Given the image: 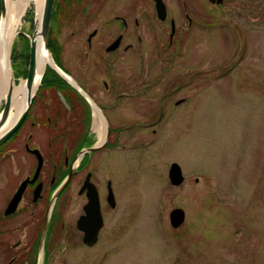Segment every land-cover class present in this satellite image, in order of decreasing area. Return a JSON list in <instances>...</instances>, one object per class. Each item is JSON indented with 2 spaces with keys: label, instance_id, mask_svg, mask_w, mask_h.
<instances>
[{
  "label": "rangeland",
  "instance_id": "374dc122",
  "mask_svg": "<svg viewBox=\"0 0 264 264\" xmlns=\"http://www.w3.org/2000/svg\"><path fill=\"white\" fill-rule=\"evenodd\" d=\"M197 5L192 0L194 9ZM213 10L215 18L200 4L204 23L172 62L152 52L137 55L136 88L119 91L136 97L121 99L117 110L101 106L108 124L121 129L110 132L111 147L90 156L88 170L104 194L111 183L115 207L103 201L104 225L94 246L74 244L61 251L62 241L52 258L38 264H264V0H224ZM35 17L31 5L14 40L16 80L25 78L23 56L29 55ZM66 34L57 36L62 55L71 49ZM139 59L155 62L149 66ZM66 64V74L96 105L102 97L112 100L103 96L105 77L98 66L87 75L77 61ZM115 65V76L126 85L133 70L129 54L118 55ZM43 94L53 93L44 90L37 99ZM91 123L88 135L98 144ZM34 133L46 151L48 135ZM173 162L184 176L178 186L168 178ZM83 177L84 172L73 179L64 222L79 212L76 190ZM176 207L185 219L173 228L169 212Z\"/></svg>",
  "mask_w": 264,
  "mask_h": 264
},
{
  "label": "flooded vegetation",
  "instance_id": "af4514ba",
  "mask_svg": "<svg viewBox=\"0 0 264 264\" xmlns=\"http://www.w3.org/2000/svg\"><path fill=\"white\" fill-rule=\"evenodd\" d=\"M197 1L198 5L194 9L191 6L192 0H54L49 36L60 45L59 66L63 70L67 67L66 63L77 61L81 72L87 75L92 68L98 66L105 77L100 79L104 89L103 96L107 94L112 100L104 102L102 97L99 107L92 101V95L88 93L90 97L86 94L101 113V106L117 110L121 99L136 97V92L119 91L136 88L135 67L138 54L152 52L155 56L166 55L163 60L170 63L174 53H179L192 40L195 30L204 23L201 18L205 16V11L200 12V4L215 18L213 9L219 4L210 0ZM64 32L67 33L65 41L71 42V49L62 55V43L57 36ZM127 53L133 70L129 81L124 85L115 76L118 67L115 64L118 55ZM139 62H146L151 66L155 61L139 59ZM84 85L87 87L86 83ZM116 91L119 93H115ZM38 96L39 93L36 92L30 110L18 129L0 144V235L4 236V243L0 244V248L3 247L4 264H38L40 258H44L46 263L55 255L62 241L64 246L61 251L74 244L92 247L98 242L104 219L93 245H87L83 241L86 227L91 230L93 226L85 219L79 222L86 216L88 196L87 189H82V186L88 174L89 180L96 186L102 218L104 200L110 208L115 207H111L108 202L110 182L107 181V192L104 194L92 180L93 173L88 170L90 156L111 147L109 140L106 139L103 147L86 153L82 158L78 157V153L84 147L74 151L71 146H67L63 154L60 151V142L66 132H71V137L75 139L76 134L73 133L85 129L87 114L88 130H91L94 108L82 95L83 100L70 94L74 107L67 103L61 93L47 94L42 99H37ZM181 102L180 99L174 101L176 105ZM104 120L109 132L107 138L110 132L120 131L119 126L112 128L105 118ZM26 127L28 131L24 133ZM35 129L48 135L46 151L37 145ZM35 150L41 155L38 171L39 157ZM70 169L71 177L52 201ZM82 172L84 177L76 190L77 197L82 200L79 212L74 217L71 214L70 221L64 222L60 219L62 211L65 208L67 210L73 200V179ZM110 188L112 190L111 183ZM112 193L115 203L113 190Z\"/></svg>",
  "mask_w": 264,
  "mask_h": 264
},
{
  "label": "water",
  "instance_id": "95a60500",
  "mask_svg": "<svg viewBox=\"0 0 264 264\" xmlns=\"http://www.w3.org/2000/svg\"><path fill=\"white\" fill-rule=\"evenodd\" d=\"M53 1L54 0H44L42 11H41V18L40 23H38L37 16L34 18L33 21V31L32 36L29 40V59H28V65H27V74H26V86L29 90H31L34 80L36 78L37 74V65H36V36L39 35L42 40L43 48L46 49L48 52V40H49V33H50V23H51V15L53 10ZM212 3L215 4H222L223 0H210ZM4 16V0H0V22L2 17ZM235 28L238 30L240 36L243 38V33L237 25H235ZM50 54V52H49ZM51 55V54H50ZM52 59V57H51ZM53 65L48 64L51 68L55 69L56 72L64 78L69 84H71L84 98L87 99V101L91 104L92 108H94L93 103L87 96L86 92L75 82L73 78H71L68 74H66L64 71H62L57 64L52 59ZM45 70V69H44ZM44 73V71H43ZM42 73V75H43ZM40 85V83H39ZM38 85V86H39ZM38 90V87L34 91L33 94L29 93L26 105L24 108L20 111L16 119L11 123L9 127H7L2 133H0V144H2L7 138H9L20 126V124L23 122L24 118L26 117L28 111L30 110L32 101L34 99V96ZM11 109V99L10 94H7L6 98L4 99V104L0 113V129L2 125L6 122L8 115L10 113ZM108 130L106 129V139L108 137ZM105 140H103L100 144H93L92 146H89L87 148H83L79 151L78 157L82 158L86 153H89L93 151L94 149L101 148L105 145ZM35 153L39 157V163L37 171L39 170L40 163H41V155L38 152V150H35ZM72 174V169H70V172L66 179L61 183V185L58 187L56 193L53 196L52 201L56 198L57 194L61 190V188L66 184V182L69 180ZM168 178L169 182L173 186H178L181 184L184 180V176L181 170V167L178 163H171L170 168L168 170ZM82 189H87V196H88V203L85 207L86 216L85 218H81L79 222L82 220H88L90 222L91 230H88L86 227V233L84 236L83 241L87 245H93L96 242L97 232L99 228L103 224V218L102 214L100 212V204L98 201V195L96 192V186L89 180V174L86 177ZM108 202L110 203V206H115L114 199H113V193L110 188V183L108 184ZM17 195V194H16ZM185 219V212L182 208L176 207L171 209L169 212V223L171 227L177 228L179 227Z\"/></svg>",
  "mask_w": 264,
  "mask_h": 264
},
{
  "label": "bare ground",
  "instance_id": "6f19581e",
  "mask_svg": "<svg viewBox=\"0 0 264 264\" xmlns=\"http://www.w3.org/2000/svg\"><path fill=\"white\" fill-rule=\"evenodd\" d=\"M43 2L44 0H4V16L0 22V102L6 98L7 94H10L11 109L0 133L11 125L24 108L29 93L33 94L38 87L45 67L48 64L53 65L51 55L43 48L41 37L37 35V74L31 90L26 86L25 78L21 77L16 80L12 71V48L21 26L22 17L26 9L32 5L35 8L38 23H40ZM93 106L94 130L99 133L100 141L98 144H100L105 138L106 123L101 111L94 103Z\"/></svg>",
  "mask_w": 264,
  "mask_h": 264
},
{
  "label": "trees",
  "instance_id": "16d2710c",
  "mask_svg": "<svg viewBox=\"0 0 264 264\" xmlns=\"http://www.w3.org/2000/svg\"><path fill=\"white\" fill-rule=\"evenodd\" d=\"M48 50L50 51L53 60L56 62V64L59 66V55H60V45L58 42L50 35L49 40H48ZM25 63H28L29 55L23 56ZM60 67V66H59ZM61 68V67H60ZM62 69V68H61ZM64 70V69H63ZM65 71V70H64ZM27 74V69L25 72V77ZM44 90H48L49 92H52L54 94L61 93L67 103L71 105V107H74V100L70 96V94L76 95L79 99L83 100L82 96L77 92L75 88H73L64 78H62L56 70L51 68L50 66H46L45 71L43 73V76L41 78V83L39 85L37 94L40 92H43ZM89 114H87V122H86V127L83 131L76 132L73 134H76V138H72L71 132H66L64 135L63 140L60 142V151L63 154L65 149H66V143L68 141L71 142L69 143V148L70 146L73 148L74 151H79L81 148L85 146H89L92 144V139L88 135L89 130H88V124H89ZM71 138V140H70Z\"/></svg>",
  "mask_w": 264,
  "mask_h": 264
}]
</instances>
